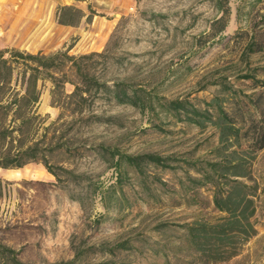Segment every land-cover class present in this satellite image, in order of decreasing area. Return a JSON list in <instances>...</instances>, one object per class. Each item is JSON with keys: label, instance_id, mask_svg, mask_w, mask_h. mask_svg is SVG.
<instances>
[{"label": "rangeland", "instance_id": "1", "mask_svg": "<svg viewBox=\"0 0 264 264\" xmlns=\"http://www.w3.org/2000/svg\"><path fill=\"white\" fill-rule=\"evenodd\" d=\"M63 4L83 13L76 24L56 21ZM219 4L227 9L225 24L212 33L211 21L222 14ZM263 12L264 0H0V47L48 53L69 46L72 54L106 50L105 69L100 58L96 63L106 79H126L199 107L218 92L212 81L221 79L237 89L230 101L239 97V104L248 106L243 93L260 91L264 107V88L238 76L256 67L255 77H264L258 68L264 65V49L249 53L245 48L251 32L263 28ZM37 86L25 141L34 142L37 157L86 173L104 198L96 192L81 206L70 196L84 193L81 184L56 181L40 160L18 169L0 167V241L13 247L21 261L55 264L71 258L78 247L83 252L76 264H264V145L244 151L251 157L252 179L243 180L256 186L255 233L225 260H197L175 224L223 214L211 202V183L192 177L203 178L210 172L207 162L221 159L233 146L222 149L209 123L199 127L168 112L154 115L105 98H96L91 108L112 115V122L70 126L63 116L57 118L51 82L42 77ZM63 89L69 92L72 85L65 81ZM54 141H64L69 152L51 151ZM100 141L129 154H159L165 165L147 161L139 170L122 162L117 182L111 160L90 148ZM162 221L167 225L155 229ZM124 238L127 249L85 251L87 245L107 247Z\"/></svg>", "mask_w": 264, "mask_h": 264}, {"label": "trees", "instance_id": "2", "mask_svg": "<svg viewBox=\"0 0 264 264\" xmlns=\"http://www.w3.org/2000/svg\"><path fill=\"white\" fill-rule=\"evenodd\" d=\"M226 12V7H223L222 14L211 21L212 33L222 30ZM82 15L78 7L63 4L58 7L56 21L74 25ZM261 18L264 23V12L261 13ZM68 48L69 46L43 53L39 50L29 52L15 47H0V167L18 169L17 167L30 160H40L56 181L81 184L85 189L83 194L78 193L76 196L70 194L81 206L84 205L86 198L91 199L96 192L100 194L101 199L104 198L100 186L92 183L86 173L51 164L42 156L37 157L34 142L25 141L32 118L30 111L39 95L37 79L42 77L51 82L50 99L51 104L59 109L57 118L63 116V120L70 126L88 125L95 121H113L112 115L94 113L91 105L96 98L129 104L140 110L150 111L154 115L158 112H168L176 119L192 122L199 127L209 123L216 129L220 147L222 149L233 147L221 154V159L207 162L210 172H206L203 178L192 179L197 183L205 181L211 183V202L213 207L223 214L213 220L195 218L176 223L175 226L181 230L187 247L194 252L197 260L221 261L236 254L239 245L255 233L251 216L254 211L256 186L243 180L252 179L249 167L251 157L244 154V151L254 152L264 145V107L259 103L261 92L243 93L249 105L242 103V107L239 104L241 100L239 97L230 101L237 92L236 87H232L224 80L215 79L212 82L218 84V92L204 100L203 107H199L188 98H167L126 79H106L96 68L97 59L100 58L103 63L101 70L105 69L106 50L72 54L67 52ZM245 48L249 53L264 49V26L251 32L245 41ZM254 68L256 67L251 69L254 71ZM258 68L264 71V65ZM253 71L246 69L238 76L250 79L254 84L264 88V77H255ZM65 81L72 85L69 92L63 89ZM13 83H17L20 90L15 89ZM242 142L246 148L241 147ZM220 147L216 148L217 152L220 151ZM69 148L67 144L64 145V141H54L50 145L51 151L69 152ZM90 148L96 153L101 152L105 160H111L117 171V182H121L122 162H127L139 170L140 164L147 161L165 165L164 156L156 153L129 154L102 141L91 145ZM166 225L165 221L157 222L154 228L158 230ZM96 246L87 245L85 251L113 252L114 249H127L130 244L124 238L107 247L103 246V243ZM82 252V248L75 247L71 258L59 260L55 264H76ZM0 264L28 263L18 258L13 247L0 241Z\"/></svg>", "mask_w": 264, "mask_h": 264}]
</instances>
